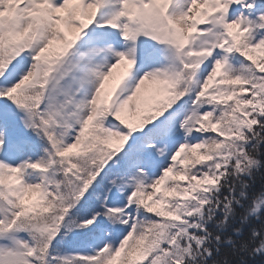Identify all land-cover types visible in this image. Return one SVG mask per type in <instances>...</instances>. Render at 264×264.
<instances>
[{
	"label": "snow or ice",
	"instance_id": "obj_1",
	"mask_svg": "<svg viewBox=\"0 0 264 264\" xmlns=\"http://www.w3.org/2000/svg\"><path fill=\"white\" fill-rule=\"evenodd\" d=\"M0 264H264V0H0Z\"/></svg>",
	"mask_w": 264,
	"mask_h": 264
},
{
	"label": "rangeland",
	"instance_id": "obj_2",
	"mask_svg": "<svg viewBox=\"0 0 264 264\" xmlns=\"http://www.w3.org/2000/svg\"><path fill=\"white\" fill-rule=\"evenodd\" d=\"M134 124L136 123V120L135 119H133V121H132ZM22 157H19V156H16V157H14L13 159H12V162H17L19 159H21Z\"/></svg>",
	"mask_w": 264,
	"mask_h": 264
}]
</instances>
